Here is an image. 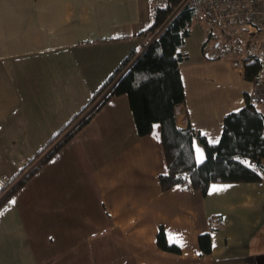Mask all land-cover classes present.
<instances>
[{"label": "crops", "instance_id": "obj_1", "mask_svg": "<svg viewBox=\"0 0 264 264\" xmlns=\"http://www.w3.org/2000/svg\"><path fill=\"white\" fill-rule=\"evenodd\" d=\"M152 21L151 0H0V199L99 101L94 92L142 50ZM209 30L197 50L185 49L190 35L182 47L176 124L216 144L251 81ZM234 76L246 82L241 100ZM193 146L200 163L198 138ZM166 172L160 126L138 135L127 95L111 97L0 203V264H264V180L212 183L202 195L162 190ZM160 227L180 253L157 247Z\"/></svg>", "mask_w": 264, "mask_h": 264}, {"label": "trees", "instance_id": "obj_2", "mask_svg": "<svg viewBox=\"0 0 264 264\" xmlns=\"http://www.w3.org/2000/svg\"><path fill=\"white\" fill-rule=\"evenodd\" d=\"M194 19L198 20L197 12L187 6L185 0H167L164 9L153 12V21L145 31L149 39L142 50H132L117 65L91 98L94 101L101 96L99 101L36 165L23 174L18 173L11 180V186L1 197L0 203L11 197L107 100L122 94L128 97L138 135L146 136L155 124L160 126L167 164V172L159 175L162 190L179 186L206 195L212 183L264 180V113L248 103L247 98L241 109L224 117L216 144L209 143L198 131L176 124V106L184 99L180 65L187 56L182 52V47L190 35ZM257 67L256 59L246 58L244 79L251 81ZM194 138H198L204 148V158L200 163L195 158ZM212 228L216 226L212 225ZM197 242L200 255L211 253L210 232L199 234ZM156 245L163 251L180 253L178 245L167 241L162 227L157 232Z\"/></svg>", "mask_w": 264, "mask_h": 264}, {"label": "built area", "instance_id": "obj_3", "mask_svg": "<svg viewBox=\"0 0 264 264\" xmlns=\"http://www.w3.org/2000/svg\"><path fill=\"white\" fill-rule=\"evenodd\" d=\"M167 0H151L152 11L164 9ZM185 4L197 12L199 21L221 33L241 31L250 38L254 50L229 58L231 67L240 75L245 72V60L252 57L258 67L250 82L247 102L264 103V0H185ZM181 114L180 107L175 110ZM0 183L5 185L4 180Z\"/></svg>", "mask_w": 264, "mask_h": 264}, {"label": "rangeland", "instance_id": "obj_4", "mask_svg": "<svg viewBox=\"0 0 264 264\" xmlns=\"http://www.w3.org/2000/svg\"><path fill=\"white\" fill-rule=\"evenodd\" d=\"M207 26L197 19H194L191 25V34L186 39L185 49H188L190 52H193L198 49V47L203 42L206 32ZM216 33L217 40L210 39V44L218 41V46L221 49H224L223 57L229 58L235 55L245 54L249 51L254 50V44L251 42L250 38L247 37L245 33H221L217 29H213ZM230 44V45H229ZM237 85L240 86L238 90V95L240 100L242 99V87H245L246 82L244 80L239 79L237 76H234ZM258 110L264 113V103L255 105Z\"/></svg>", "mask_w": 264, "mask_h": 264}]
</instances>
